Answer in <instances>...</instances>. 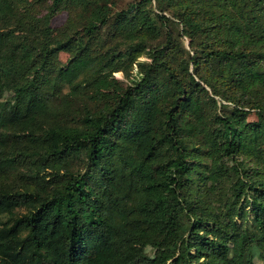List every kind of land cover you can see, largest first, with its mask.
Listing matches in <instances>:
<instances>
[{"label": "trees", "instance_id": "obj_1", "mask_svg": "<svg viewBox=\"0 0 264 264\" xmlns=\"http://www.w3.org/2000/svg\"><path fill=\"white\" fill-rule=\"evenodd\" d=\"M0 264H264V0H0Z\"/></svg>", "mask_w": 264, "mask_h": 264}, {"label": "rangeland", "instance_id": "obj_2", "mask_svg": "<svg viewBox=\"0 0 264 264\" xmlns=\"http://www.w3.org/2000/svg\"><path fill=\"white\" fill-rule=\"evenodd\" d=\"M65 17H66L65 14H60V15H58L57 17H55V18L53 19V21H52V25H53L54 27H58V26H60V25L64 22ZM66 59H67V55H66V54H61V55H60V60H61L62 63H64V62L66 61ZM116 76H117V78L121 79V75H120V74H118V75H116ZM248 120H249V121H254V120H255V116H254V115L249 116V117H248ZM5 218H6V216L2 217V220H4Z\"/></svg>", "mask_w": 264, "mask_h": 264}]
</instances>
